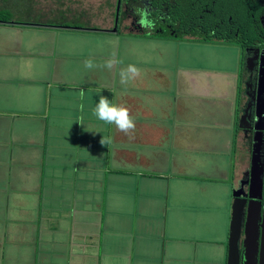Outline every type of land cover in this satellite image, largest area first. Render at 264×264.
<instances>
[{"label":"crops","instance_id":"crops-1","mask_svg":"<svg viewBox=\"0 0 264 264\" xmlns=\"http://www.w3.org/2000/svg\"><path fill=\"white\" fill-rule=\"evenodd\" d=\"M48 22H0V264H227L249 159L239 50L224 48L233 72L210 77L197 42L182 66L175 46L158 58L172 41ZM130 64L140 74L122 84ZM100 95L129 109L134 131L93 114Z\"/></svg>","mask_w":264,"mask_h":264},{"label":"flooded vegetation","instance_id":"flooded-vegetation-1","mask_svg":"<svg viewBox=\"0 0 264 264\" xmlns=\"http://www.w3.org/2000/svg\"><path fill=\"white\" fill-rule=\"evenodd\" d=\"M235 2L242 9L227 26L225 41L239 48L237 137L249 156L233 187L239 194L235 264H264V0Z\"/></svg>","mask_w":264,"mask_h":264},{"label":"trees","instance_id":"trees-1","mask_svg":"<svg viewBox=\"0 0 264 264\" xmlns=\"http://www.w3.org/2000/svg\"><path fill=\"white\" fill-rule=\"evenodd\" d=\"M107 5L111 9L112 29L118 16L115 33L127 30L143 34L145 39L197 43L226 42L227 26L230 28L235 11L242 9L235 0H107ZM11 20L8 11L0 10V22ZM233 46L239 50L236 44Z\"/></svg>","mask_w":264,"mask_h":264},{"label":"rangeland","instance_id":"rangeland-1","mask_svg":"<svg viewBox=\"0 0 264 264\" xmlns=\"http://www.w3.org/2000/svg\"><path fill=\"white\" fill-rule=\"evenodd\" d=\"M4 1L6 2L0 0V7L3 10L9 12L12 20L28 19V20L38 21L42 18V20H46V21L49 20V22L57 21V23H61V24L76 23L79 24L80 26L81 25L97 26L103 29H111V30L113 27L112 16L110 15L111 9L108 8L107 0H80V1L60 0V2H63L62 6H60L61 3H58V0H4ZM110 1L113 2V0ZM37 6H39L38 9L43 11L45 14H48L49 12L58 9H62L64 12L65 10H67L65 7L69 6L70 14L69 16H67L64 15L62 11H58V13L61 14L56 17H52L50 15H45V16L39 14L37 15L34 13V8ZM80 28L86 29L83 26H81ZM114 33L112 32V34ZM120 43L122 44V42ZM174 46L178 51L177 60H176L177 65L183 66V63L184 64L186 63L185 58L187 57V53L189 52L190 48H192L195 51L194 58L200 57L202 58V61H204L203 67L206 69V74L208 76L212 77L211 73L225 75L226 73H224V71L233 72L235 70V67L233 65L235 63V60L232 57V54L227 53L226 50L224 49L227 46L235 48L231 44L218 42L217 40H210V41H200L198 42V45L196 47L189 44L188 45L190 47L189 48L187 46L186 41H180L178 43L173 42V46H169L168 48H165L160 52L158 58L159 60H161V62L166 61L168 53L172 51V48ZM238 52H237V57L240 55V53ZM188 63L192 64L194 62L188 61ZM237 68L241 71V61L240 64L238 61ZM232 81H234V79H232ZM228 88L229 86L226 88V91L228 90Z\"/></svg>","mask_w":264,"mask_h":264},{"label":"clouds","instance_id":"clouds-1","mask_svg":"<svg viewBox=\"0 0 264 264\" xmlns=\"http://www.w3.org/2000/svg\"><path fill=\"white\" fill-rule=\"evenodd\" d=\"M114 61L109 59L105 63V67L111 69L113 67ZM96 65L93 63L92 59H87L84 61V67L86 69H91ZM140 74V70L134 65H129L127 69L121 70V83L125 84L130 79H134ZM93 114L101 121L107 124H114L115 127L125 133L126 135L135 130V121L130 116L129 109L123 104H114L107 97L100 95L98 103L96 104ZM110 141L103 137L100 140L102 145H107Z\"/></svg>","mask_w":264,"mask_h":264},{"label":"water","instance_id":"water-1","mask_svg":"<svg viewBox=\"0 0 264 264\" xmlns=\"http://www.w3.org/2000/svg\"><path fill=\"white\" fill-rule=\"evenodd\" d=\"M119 3V0H118ZM118 9V6H117ZM117 14L115 17V27L111 30L112 32L116 31V23H117ZM232 205H231V221L229 226V245H228V262L227 264H235V258L237 255V242H238V232H237V224H236V217H235V210L234 204L235 199L239 197V194L235 189H232Z\"/></svg>","mask_w":264,"mask_h":264}]
</instances>
